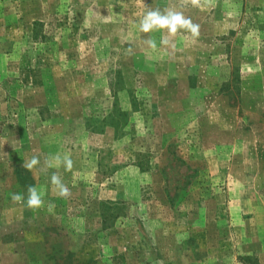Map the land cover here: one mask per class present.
<instances>
[{
	"label": "rangeland",
	"instance_id": "rangeland-1",
	"mask_svg": "<svg viewBox=\"0 0 264 264\" xmlns=\"http://www.w3.org/2000/svg\"><path fill=\"white\" fill-rule=\"evenodd\" d=\"M149 8L199 37L163 49ZM57 153L73 169L41 170ZM242 257L264 264V0H0V264Z\"/></svg>",
	"mask_w": 264,
	"mask_h": 264
},
{
	"label": "clouds",
	"instance_id": "clouds-1",
	"mask_svg": "<svg viewBox=\"0 0 264 264\" xmlns=\"http://www.w3.org/2000/svg\"><path fill=\"white\" fill-rule=\"evenodd\" d=\"M185 0H182V3ZM193 6L200 4V0H191ZM138 30L144 34H150L156 31L164 33L160 39V46L163 49H175L176 45L174 38L178 33L184 32L190 34L195 39L200 35V25L194 23L190 17L184 15L182 11H177L173 8L164 9L163 11L159 8H149L139 19L137 24ZM143 44L152 50L157 49V42L151 36L143 40ZM126 54H133V48L129 47L126 49ZM41 164V160L38 156H33L30 160L25 161L22 167L29 172L36 169ZM63 166L65 171H71L74 166V162L71 157L67 154L61 156L57 153L54 156H49L44 160V165L41 170L52 168L54 166ZM52 190L60 198H68L71 195V190L63 178L58 173H53L50 178ZM13 203H20L25 200L22 193L14 192L11 194ZM27 207L30 209L40 208L44 205L43 196L38 188L34 185L27 186Z\"/></svg>",
	"mask_w": 264,
	"mask_h": 264
},
{
	"label": "trees",
	"instance_id": "trees-1",
	"mask_svg": "<svg viewBox=\"0 0 264 264\" xmlns=\"http://www.w3.org/2000/svg\"><path fill=\"white\" fill-rule=\"evenodd\" d=\"M21 170L17 169L16 170V174L18 175V178H21ZM27 178L30 179L29 173H27ZM20 180V179H18ZM22 187H27L24 183H20ZM32 185V184H31ZM240 260H242L244 263L246 264H257L256 261H252V259L250 257H242Z\"/></svg>",
	"mask_w": 264,
	"mask_h": 264
}]
</instances>
